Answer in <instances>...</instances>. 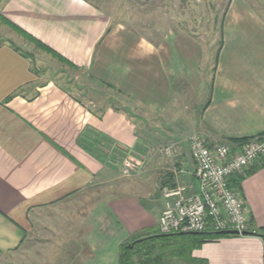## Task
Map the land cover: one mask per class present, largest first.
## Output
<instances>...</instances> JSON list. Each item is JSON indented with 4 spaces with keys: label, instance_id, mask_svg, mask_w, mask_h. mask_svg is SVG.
<instances>
[{
    "label": "crops",
    "instance_id": "1",
    "mask_svg": "<svg viewBox=\"0 0 264 264\" xmlns=\"http://www.w3.org/2000/svg\"><path fill=\"white\" fill-rule=\"evenodd\" d=\"M124 5L0 0V29L10 39L0 40V256L118 264L121 245L158 231V181H171L175 169L179 182L196 187L191 136L237 145L264 135L260 7L229 1L214 65L204 67L202 40L178 23L180 0L142 2L136 12ZM28 39L106 88L108 103L90 108L55 82L38 80L12 42L33 48ZM137 158L141 173L122 175L124 163ZM239 192L250 231L264 234V167ZM191 257L264 264V239L207 241L193 246Z\"/></svg>",
    "mask_w": 264,
    "mask_h": 264
},
{
    "label": "built area",
    "instance_id": "2",
    "mask_svg": "<svg viewBox=\"0 0 264 264\" xmlns=\"http://www.w3.org/2000/svg\"><path fill=\"white\" fill-rule=\"evenodd\" d=\"M189 142L196 187L176 181L161 188L158 233L250 231L247 207L229 182L264 157V135L237 145L206 143L198 135Z\"/></svg>",
    "mask_w": 264,
    "mask_h": 264
},
{
    "label": "rangeland",
    "instance_id": "3",
    "mask_svg": "<svg viewBox=\"0 0 264 264\" xmlns=\"http://www.w3.org/2000/svg\"><path fill=\"white\" fill-rule=\"evenodd\" d=\"M96 1V0H94ZM117 1H125V8L127 11L132 10V12H136L137 6L143 3H156L162 0H117ZM230 0H180V14H177L178 23L181 26L182 30L190 31L194 33L198 38L202 41L203 46L207 49V57L205 58L204 67L208 65H214V57L216 51L219 49L220 41H219V33H220V25L222 21V17L226 14V9ZM248 2L255 4L260 7L261 13L264 15V0H247ZM2 21V20H1ZM5 23V22H4ZM8 25V24H7ZM11 27L13 30L17 31L14 27ZM0 40L7 41L10 40L7 37V34L0 29ZM28 39L27 41L31 42L34 47L27 48L22 43H18L16 41H12L20 50L28 55V58L31 61L32 67L37 74L38 80L43 82H55L64 90L71 93L72 96L82 100L86 105L90 108L95 105V102H103L104 104L108 103V96H110V92L103 88L100 84L93 81L92 79L85 76V74L76 68H73L62 61H59L57 57L52 54L44 51L41 46L46 47L45 45L37 44L38 41ZM39 45V46H38ZM49 49V48H48ZM51 50V49H50ZM60 56V55H59ZM214 70V69H212ZM211 69L207 68L206 78L209 79ZM103 103L101 105L103 106ZM186 109H190L187 105ZM192 137V136H191ZM190 137V138H191ZM189 138V139H190ZM190 145V142H189ZM229 145V144H228ZM169 148L163 149V154L168 155L166 153ZM139 158L134 159L130 166H126L124 163V167L122 169V175L126 177H131L135 174L141 173V166L139 162ZM138 162V163H136ZM127 171L128 176L124 171ZM180 170H173L174 178L172 177L171 181L168 180H160L158 181V191L160 194V190L164 185H171L176 181H179L178 175L181 174ZM181 183V182H180ZM161 196V194H160ZM162 198V197H161ZM163 201V198H162ZM163 210V208H162ZM161 214V213H160ZM143 238H147L149 236L146 233L143 235ZM39 239L44 240V234L40 235ZM194 236L192 235H184L183 237L178 236L175 237L174 240L176 242H185L192 243ZM125 244V243H124ZM123 244V245H124ZM122 246V245H121ZM121 248V247H120ZM43 251V250H42ZM169 257L172 255V251L167 253ZM166 254V255H167ZM27 256V255H26ZM0 264H28V261L25 259L20 261L17 258H13V256H0ZM171 260H173V256H171Z\"/></svg>",
    "mask_w": 264,
    "mask_h": 264
},
{
    "label": "trees",
    "instance_id": "4",
    "mask_svg": "<svg viewBox=\"0 0 264 264\" xmlns=\"http://www.w3.org/2000/svg\"><path fill=\"white\" fill-rule=\"evenodd\" d=\"M37 44L40 45L39 42H37ZM40 47H42L44 51L57 57L59 61H62L65 64L73 67L69 62H67L64 58L56 54L54 51L45 48L41 45ZM260 160H262V158ZM259 161H257L248 169H246L243 174L233 177L229 182L230 187L240 191V183L246 177L252 175L260 168L264 167V161L258 163ZM253 233L255 236L264 239L263 233ZM146 235L150 236V238H146L143 241L136 243L131 249H126V246L137 239L143 238L144 236H134L130 240H128L124 245L121 246L118 254V264H205V262H203L202 260H196L191 257V250L193 246H199L207 241L235 236L215 234H209L206 236H194L192 243L189 244L185 242H176L174 238L178 236L168 235L165 237H155L154 235H160L158 231H155L153 233H146ZM169 251H172L171 256H173V260H171V256L169 257V255L167 254Z\"/></svg>",
    "mask_w": 264,
    "mask_h": 264
},
{
    "label": "water",
    "instance_id": "5",
    "mask_svg": "<svg viewBox=\"0 0 264 264\" xmlns=\"http://www.w3.org/2000/svg\"><path fill=\"white\" fill-rule=\"evenodd\" d=\"M209 234H215V235H235L238 236V232L237 231H219V232H179V233H173V234H160V235H154L155 237H165V236H184V235H192V236H206ZM250 236V235H254L253 232L251 231H245L241 234V236ZM264 236V235H263ZM147 238H150L147 237ZM146 238H141V239H137L133 242H131L129 245L126 246V249H131L136 243H139L141 241H143Z\"/></svg>",
    "mask_w": 264,
    "mask_h": 264
}]
</instances>
